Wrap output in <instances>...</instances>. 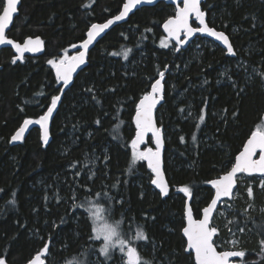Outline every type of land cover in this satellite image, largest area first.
<instances>
[{
	"label": "trees",
	"instance_id": "16d2710c",
	"mask_svg": "<svg viewBox=\"0 0 264 264\" xmlns=\"http://www.w3.org/2000/svg\"><path fill=\"white\" fill-rule=\"evenodd\" d=\"M90 1L21 0L8 36L18 42L39 36L45 53L14 64L11 49L0 51V257L6 264H26L50 243L48 264H119L117 254L107 261L99 255L85 208H72L74 201L92 200L106 209L109 221L121 222L123 233L134 236L137 226L147 233L149 242L136 245L140 264H193L181 233L186 197L180 187L193 191L192 214L199 219L213 197L209 181L228 172L251 133L264 128V0L201 4L207 24L225 32L235 56L200 37L177 51L161 27L175 8L164 3L141 8L88 54L87 67L73 79L52 118L48 143L35 128L23 144L11 145L23 121L39 119L61 90L47 61L76 53L91 24L118 14L125 0ZM161 71L164 101L155 115L165 140L166 197L153 190L142 160L128 171L137 102ZM255 187L249 203L226 201L224 231L212 221L214 244L237 233L246 264H264V190ZM104 192L112 202L97 196Z\"/></svg>",
	"mask_w": 264,
	"mask_h": 264
},
{
	"label": "snow or ice",
	"instance_id": "6c2138e0",
	"mask_svg": "<svg viewBox=\"0 0 264 264\" xmlns=\"http://www.w3.org/2000/svg\"><path fill=\"white\" fill-rule=\"evenodd\" d=\"M19 0H0L2 4V13H0V45H12L13 48L23 55L25 52H39L41 50L42 41L40 38L26 39L23 46L18 43H14L12 40L5 39V30L8 28L10 22H12L14 14L17 13V5ZM153 0H127L123 4V9L118 15L109 19L103 24H91L88 32L87 39H85L80 48L82 51H78L77 55L72 57H61L58 61L50 59L48 64L52 65L56 69L58 80L63 81L64 85H68L71 78V74L82 64L85 63V55L89 48V45L100 36L106 29L109 28L115 22L124 20L132 9L137 5L143 3H152ZM202 0H183V7L178 8L174 18H169L165 24L164 29L169 33L172 39H175L176 50L179 51V45L184 44L191 36L201 33L210 37H214L216 41L221 42L227 49V53L235 56L233 46L229 41V37L223 31H216L214 28L209 27L205 22V12L201 10ZM194 16L195 20L199 22V27H192L189 23V17ZM181 33H183V39H181ZM162 46L167 47L164 41L161 42ZM129 50L123 52L124 57L128 56ZM20 57L17 56L13 59V63ZM165 73H159V79H156L151 85V92L144 95L143 98L136 106V137L131 141L132 162L128 171L131 172L132 167L138 160H146L148 167L154 173V178L151 179L152 185H155L159 189V195L162 197L169 195L168 185L162 179L161 173V149L163 146V140L161 137L160 129L156 128L153 124V109L163 99V87L162 79ZM223 75V74H222ZM261 79L264 80V73H260ZM89 91H92L89 89ZM242 91V89H241ZM60 95H53L51 97L50 106L47 107V111L39 117L38 120L25 119L19 129L11 136L10 142L21 141L24 137L25 130L31 124H38L41 130V140L46 145L49 141V129L48 121L53 115L54 110L58 107V102H61ZM238 115V114H237ZM201 120L204 116L201 115ZM100 121H97L99 124ZM151 132L153 140L156 144V149L148 148L145 151H137V146L143 142V138L146 133ZM183 139V138H182ZM259 151V159L253 157ZM107 159V157H106ZM94 160L91 163L94 164ZM75 167V164L72 165ZM247 174L251 176L254 173L261 175L260 186L264 190V128H258L253 131L244 145L243 151H241L235 158V163L232 164L231 169L218 179L209 181L214 189V196L210 203L202 209L203 218L200 220H194L192 217V208L189 204L185 205V215L187 217L188 226L183 228L184 236L187 237V248L185 251L191 250L195 254V264H230L229 258H241L239 264H246L243 259L246 255L245 250H226L218 252L214 246L213 237L217 233V228L212 226L213 212L217 208L219 203L223 202V198H232L233 190L237 184V174ZM75 175H80L76 172ZM113 188L116 185H112ZM179 191L184 194L185 197L191 199L194 196L193 191L189 186L180 187ZM247 194L250 198L254 197L253 188L247 189ZM97 196L102 199H106L109 202L113 201V197L107 192L98 193ZM14 204L15 201H12ZM116 203L122 204V201H116ZM251 206V205H250ZM85 208L89 218H91L93 227L92 232L94 235L90 238L94 241H102L99 247V255L104 257L107 261L111 259L114 251H119L122 257L126 258V264H140L141 257L138 254V243L149 242V237L142 227L137 226L134 236H129L121 231V222L108 223L104 217L105 208L101 207L99 202L93 203L92 200H86L84 204H77L75 201L72 204L73 209ZM110 210V209H108ZM264 211V209H262ZM240 232H243V228H239ZM233 245H236L238 241H233ZM50 243H44L43 248L29 260L28 264H45L46 254L50 253ZM191 252L189 253L191 255ZM83 255V253H81ZM261 255L264 256V239L261 240ZM43 257V258H42ZM0 264H6V259L0 257ZM144 264H152V262L144 261Z\"/></svg>",
	"mask_w": 264,
	"mask_h": 264
},
{
	"label": "water",
	"instance_id": "95a60500",
	"mask_svg": "<svg viewBox=\"0 0 264 264\" xmlns=\"http://www.w3.org/2000/svg\"><path fill=\"white\" fill-rule=\"evenodd\" d=\"M206 0H202V2H201V4L203 3V2H205ZM125 2H127V0H125L124 1V3ZM123 3V4H124ZM159 3H164V4H168L169 6H173L174 8H175V13H174V16L173 17H170V18H174L175 17V15H176V11H177V9L178 8H182L183 7V0H153V2L152 3H143V4H140V5H137L136 6V8H134V9H132V11L128 14V16L124 19V20H122V21H118V22H115V23H113L112 25H110L109 26V28L108 29H106L103 33H101L100 34V36H98L94 41H93V43L91 44V45H89V48H88V50H87V52H86V55H85V63L84 64H82V65H80L72 74H71V78H70V80H69V83H68V85H64L63 84V81H61V80H58V78H57V74H56V69L55 68H53L54 69V75H55V78L57 79V81H59L60 83H61V90H60V92H58V95H60L61 96V98L63 99V96H64V93H66V91L71 87V85L73 84V79H75L76 77H77V75L80 73V72H82V70H84L85 69V67H87V65H88V54L91 52V50L96 46V44L98 43V41H100L110 30H111V28H113V27H115V26H117V25H121V24H124V23H126L127 21H128V19H129V17H130V15H133L135 12H137L138 10H140L141 8H144V7H154V6H156L157 4H159ZM19 6H21V0H19V2H18V5H17V13H15L14 14V17H13V20H12V22H10V24L8 25V28H6V30H5V39L6 40H8V39H10V40H12L14 43H18V41H15L14 39H12V38H10V37H8L7 36V34H8V32H10V30H11V28H12V26H13V24H14V20L18 17V15H19V12H20V8H19ZM123 9V5H122V7H121V9H120V11ZM201 10H202V8H201ZM119 11V12H120ZM119 12H118V14H119ZM1 13H2V11H1ZM118 14H116V15H118ZM116 15H114V16H111L109 19H112L113 17H115ZM109 19H107L106 21H104V22H101V23H96V24H103V23H106ZM168 20V19H167ZM166 20V21H167ZM165 21V22H166ZM165 22L163 23V25L161 26L162 27V31H163V34H164V36H165V38L168 40V41H170L172 44H175L176 45V41H175V39H172L170 36H169V33L164 29V24H165ZM205 22L207 23V20H206V13H205ZM189 23H190V25L192 26V27H199L200 25H199V22L198 21H196L195 20V17L194 16H190L189 17ZM209 26V25H208ZM210 27V26H209ZM90 28V27H89ZM89 28L87 29V32H88V30H89ZM216 30V29H215ZM216 31H218V30H216ZM87 32H86V34H85V38L81 41V42H79L78 44H77V46H76V49H77V52L74 54V55H71V56H69V58L70 57H72V56H75V55H77V53H78V51H82L83 49H81L80 48V45L82 44V42L85 40V39H87ZM197 37H200V38H204V39H208V40H210V41H212L213 43H215V44H217L218 46H220V47H222L223 48V50H225L226 52H227V49H226V47L221 43V42H219V41H216L215 40V38L214 37H210V36H208V35H206V34H201V33H197V34H195V35H193V36H191L184 44H182V45H179L178 47L181 49V50H185L188 46H190V44L193 42V41H195L196 39H197ZM29 38H31V39H36V38H40L39 36H37V37H28V38H26V39H29ZM26 39H24L22 42H19L18 44H20L21 46H23V44H24V41L26 40ZM181 39H183V33H181ZM40 40L42 41V46H41V50L39 51V52H25V53H23V55H20L19 53H17V51L15 50V48H13L12 47V45H7V44H5V45H0V51L1 50H3V49H11L12 50V52H13V57H12V61H13V59H15L17 56H19L20 58L19 59H17L16 60V62L14 63V64H16V63H23L24 62V60H25V57H31V58H38L39 56H42L44 53H45V44H44V42H43V40L40 38ZM229 41H230V39H229ZM231 43V42H230ZM2 69V67H1V65H0V70ZM160 78V77H159ZM158 78V79H159ZM163 81H164V77H163V79H162V87H163V89H164V84H163ZM150 91H149V93L151 92V89H149ZM148 94V93H147ZM147 94H145V95H147ZM163 96H164V90H163ZM143 98V97H142ZM141 98V99H142ZM62 99H61V102H62ZM140 99V100H141ZM140 100L137 102V104L140 102ZM163 101H164V97H163V99L156 105V107L153 109V124H154V126L156 127V128H159L158 127V125H157V122H156V112H157V110L160 108V106L163 104ZM61 102H58V107H57V109L56 110H54V112H53V115L49 118V121H48V129L50 130L51 129V125H52V121H53V119L52 118H54V116H55V114L57 113V111H58V109H59V105L61 104ZM50 106V105H49ZM47 111V110H46ZM135 116H136V111H135V114L133 115V123H134V127H135V135H134V137H133V139L136 137V131H137V129H136V124H135ZM263 117H264V115H263ZM38 120V119H37ZM22 125V124H21ZM35 128H37L38 130H40V126L38 125V124H31V125H29L28 126V128L25 130V134H24V137H23V139L21 140V141H15V142H11V145H19V144H23V142L25 141V139H26V137H27V135L29 134V132L32 130V129H35ZM19 129V128H18ZM17 129V130H18ZM160 129V133H161V137H162V140H163V146H162V149H161V173H162V179L164 180V182L168 185V182H167V179H166V174H165V172H164V165H163V163H164V151H165V140H164V134H163V130L161 129V128H159ZM16 130V131H17ZM15 131V132H16ZM14 132V133H15ZM40 132V135H41V130L39 131ZM132 139V140H133ZM148 139L149 140H151V146H147V141H148ZM249 139V138H248ZM247 139V140H248ZM49 140H50V132H49ZM131 140V141H132ZM247 140L245 141V143L247 142ZM245 143L243 144V146H242V148H240L241 150H240V152L241 151H243V148H244V145H245ZM148 148H151V149H153V151H155V149H156V144H155V142H154V140H153V137H152V133L151 132H148V133H146L145 134V136H144V138H143V142L142 143H140L138 146H137V151H145L146 149H148ZM239 152V153H240ZM238 153V154H239ZM237 154V155H238ZM236 155V156H237ZM236 158V157H235ZM254 159H259V151L257 150V154L253 157ZM143 162H144V164H145V166H146V168L151 172V174H152V176H151V178H154V173L152 172V170L148 167V163H147V161L146 160H143ZM234 163H235V160L233 161ZM233 163V164H234ZM231 169V168H230ZM229 169V170H230ZM228 170V171H229ZM227 173V172H226ZM226 173H224V174H226ZM224 174H222V175H224ZM221 175V176H222ZM246 177V178H250V177H256V178H262L261 177V175L260 174H258V173H254V174H252L251 176H249V175H247V174H242V173H238L237 174V184H236V186L238 185V178L239 177ZM218 179V178H217ZM151 185H152V183H151ZM234 187V190H233V195H234V192H235V190H236V188L237 187ZM152 187H153V190H155V191H157L158 193H159V189L158 188H156L155 187V185H152ZM168 188H169V185H168ZM209 188H211V190H212V192H213V196H214V189L212 188V185L209 183ZM164 197H166V196H164ZM213 198V197H212ZM192 198L191 199H189V198H187L186 197V202H185V205L186 204H189L190 206H191V203H192ZM232 201L233 200V197L232 198H223V202L224 201ZM222 202V203H223ZM210 203V202H209ZM222 203H219L218 204V206H217V208L216 209H214V212H213V217H214V215H215V211H217L218 210V208L220 207V205L222 204ZM192 208V207H191ZM192 213H193V211H192ZM184 227H186V226H188V221H187V217H186V215H185V208H184ZM192 217H193V219L194 220H200V219H202L203 218V213L201 212V217L199 218V219H195L194 218V215L192 214ZM213 220V219H212ZM183 227V228H184ZM181 233H182V236H183V239L185 240V249L187 248V237L186 236H184V233H183V229H182V231H181ZM215 236V235H214ZM215 240V238L213 237V241ZM215 246V245H214ZM216 247V246H215ZM216 250H217V247H216ZM218 252H223V250L222 251H219V250H217ZM226 251V250H225ZM191 252V250H188V251H186V253H190ZM191 254H192V256H193V264H195V254H194V252H191ZM35 256V255H34ZM34 256H32L31 257V259L34 257ZM43 258V257H42ZM229 260H230V264H234V261H236L237 260V257H235V258H229ZM29 262V261H28ZM28 262L26 263V264H28ZM45 264H48L47 263V261H45Z\"/></svg>",
	"mask_w": 264,
	"mask_h": 264
},
{
	"label": "rangeland",
	"instance_id": "374dc122",
	"mask_svg": "<svg viewBox=\"0 0 264 264\" xmlns=\"http://www.w3.org/2000/svg\"><path fill=\"white\" fill-rule=\"evenodd\" d=\"M95 0H91L89 2V5H91L92 3H94ZM75 54V53H74ZM65 57V56H64ZM68 57V56H67ZM90 166L92 165V163L89 164ZM246 177H239L238 178V185L239 187H243L245 192H246V195H243L242 193H240L239 190H235L234 192V195H233V200L232 201H238V202H242L244 204H246L247 202L249 203L250 202V197L248 196L247 194V189L249 187H252L253 188V185L256 186L255 188H258V190H261V186H260V181H256L255 182H252V181H248L246 182L244 179ZM258 179H261V178H258ZM228 211H230V207L227 205L226 203V200L220 205V207L218 208L217 211H215V215L213 217V222L214 220L216 221L217 225L220 227L219 229H222L224 231L225 228H227V221L225 219V214L228 213ZM105 219L107 220L108 223H112L111 221H109L106 217ZM94 235V233H93ZM239 235L237 233L235 234H230L229 236L225 237V235L222 237V242L221 243H215L214 245L217 247V248H221L223 251L225 250H238V246H239V241H240V237H238ZM238 241V243L236 245H233V241ZM100 242V246L102 244V241H99ZM227 248V249H225ZM237 248V249H236ZM114 254H117V259H118V263L119 264H126V258L122 257L121 254L119 253V251H114ZM138 254H139V251H138ZM239 261V260H238ZM237 260L236 262L234 261V264L236 263H239ZM95 262H98V260H95Z\"/></svg>",
	"mask_w": 264,
	"mask_h": 264
},
{
	"label": "bare ground",
	"instance_id": "6f19581e",
	"mask_svg": "<svg viewBox=\"0 0 264 264\" xmlns=\"http://www.w3.org/2000/svg\"><path fill=\"white\" fill-rule=\"evenodd\" d=\"M123 4V3H122ZM174 14V13H173ZM76 51H77V49H76ZM74 55V54H73ZM14 56V55H13ZM71 56V55H70ZM135 113V112H134ZM248 139V138H247ZM235 159V158H234ZM143 161V160H142ZM153 188V187H152ZM193 257V256H192Z\"/></svg>",
	"mask_w": 264,
	"mask_h": 264
},
{
	"label": "flooded vegetation",
	"instance_id": "af4514ba",
	"mask_svg": "<svg viewBox=\"0 0 264 264\" xmlns=\"http://www.w3.org/2000/svg\"><path fill=\"white\" fill-rule=\"evenodd\" d=\"M7 36H8V34H7ZM9 37V36H8ZM16 41V40H15ZM22 42V41H21ZM19 43V42H18Z\"/></svg>",
	"mask_w": 264,
	"mask_h": 264
}]
</instances>
